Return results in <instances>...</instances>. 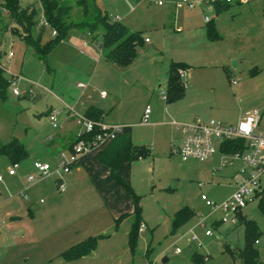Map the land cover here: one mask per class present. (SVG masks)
<instances>
[{"label":"rangeland","instance_id":"obj_1","mask_svg":"<svg viewBox=\"0 0 264 264\" xmlns=\"http://www.w3.org/2000/svg\"><path fill=\"white\" fill-rule=\"evenodd\" d=\"M86 1L87 26L72 29L45 58L34 45L50 40L52 30L45 25L39 37V27L34 26L26 41L7 13H0V61L9 76L19 78V91L32 84L35 93L23 99L7 89L6 97L0 99V147L17 138L27 152L17 163V184L7 191L0 188V264H162L163 258H168L169 264H240L238 256L232 257L225 249H243V227L228 222L214 228L213 223L229 220L232 214L214 211L201 197L215 205L227 201L242 180L244 165L235 161L220 167L217 151L206 161H183L173 151L179 147L181 133L171 123L215 121L234 126L247 111L256 109L262 116L258 131L264 132L261 5L254 2L249 7L221 10L207 24L204 13L208 7L190 10L175 7L169 0H161L162 7L158 0ZM19 4L35 9L34 22L44 20L38 0H19ZM101 15L107 17V23L120 22L150 41L137 47L128 68L118 69L104 58L99 62L102 54L96 44L105 31L104 24L97 22ZM179 26L183 31L177 33ZM210 26L214 32L209 31ZM83 42L87 46H82ZM9 52L13 58L6 65L4 58ZM172 61L190 68L181 77L184 97L167 107L159 95L166 93V72ZM78 83L89 86L79 89ZM101 92L106 94L104 99L99 97ZM86 96L104 111L105 124L132 125L120 134L126 133L133 144L150 149L149 156L123 164L117 173L139 197L143 228L133 246L129 243L132 215L114 229L122 213H132V197L109 179L107 168L91 161L87 169L83 165L70 169L62 176L64 189L58 188L54 172L61 145L51 149L48 143L80 130L75 122L65 124L64 118L66 113L72 117L68 109L77 113ZM146 107L151 110L150 124L133 125ZM49 108L58 112L56 120L62 128L51 127L46 115ZM35 162H48L50 174L39 176L32 167ZM10 163L0 152L3 181ZM29 176L36 178L27 183ZM109 180L117 187L108 188ZM24 190L28 191L27 200L22 198ZM185 206L195 215L171 233L175 213ZM241 213L264 232V213L258 200L249 202ZM104 235L108 237L99 238L87 258L73 262L60 258L62 252L88 237ZM255 247L264 262V234ZM175 248L181 252L174 254ZM195 253L203 260L194 261Z\"/></svg>","mask_w":264,"mask_h":264},{"label":"trees","instance_id":"obj_2","mask_svg":"<svg viewBox=\"0 0 264 264\" xmlns=\"http://www.w3.org/2000/svg\"><path fill=\"white\" fill-rule=\"evenodd\" d=\"M41 5L43 21L52 32H55L54 36H51L50 40L42 45H34L38 55L41 58H45L52 48L58 43L65 40L70 31L76 28H82L87 26V1L86 0H38ZM1 6L9 16L11 23L17 24L21 29L24 40L28 41L30 38V32L34 26L39 27V37L45 30V25L39 26V23L34 22L35 9L31 6L21 7L19 0H0ZM228 6H223L221 9L216 10L218 13L220 10L227 9ZM100 15V14H99ZM97 22H101L105 26V31L102 34V41L100 42V50L103 58L114 64L120 69L129 67L136 58L137 47L144 43L141 34L138 32L130 31L127 26L120 22L107 23L106 16L97 17ZM209 24V23H207ZM209 31L214 29L210 26ZM190 67L182 62H171L167 71L166 80V104L174 103L181 100L185 94V85L182 78L179 75L180 71L185 73ZM10 79L6 76V73L0 69V99L6 97V91L9 87ZM87 118L95 121L102 122L103 112L94 106H90L83 114ZM98 131H95L91 135H83L86 139L93 138ZM121 135V134H120ZM118 135L114 140L106 142L102 148L98 150L95 155L96 161L108 169V177L118 187L122 188L125 192L129 193L132 197L133 210L131 214H121L115 220L114 229L117 230L120 221L129 215H132L134 222L131 226V232L129 234V243L133 246L139 228L141 226V209L138 204V196L134 194L128 184H126L119 176L118 171L123 164H131L132 162L142 159L150 155V149L144 145H135L131 141L128 134ZM77 142L76 137L70 142L67 149H70ZM241 143L237 141L224 142L219 151L223 154H231L240 149ZM0 152L8 156L11 164H17L26 158L27 152L24 146L15 138L0 147ZM78 162L71 166V169L77 166ZM59 183V180L57 179ZM258 205L262 213H264V199L258 201ZM195 213L192 209L185 206L177 211L172 221L171 233L180 227L182 224L191 219ZM236 225L242 226L244 229V247L242 250L236 251L231 247L226 246V251L233 257L238 256L240 264H264L261 261L259 251L256 249V245L259 238L264 234L257 224L247 218L241 213V210L237 212ZM221 222L213 223V227L216 228ZM101 237H88L86 240L71 246L66 251L60 254V258L65 262H73L84 257L91 255L96 248L97 241ZM194 261L200 262L202 257L198 254L193 255Z\"/></svg>","mask_w":264,"mask_h":264},{"label":"built area","instance_id":"obj_3","mask_svg":"<svg viewBox=\"0 0 264 264\" xmlns=\"http://www.w3.org/2000/svg\"><path fill=\"white\" fill-rule=\"evenodd\" d=\"M251 1H258L262 8V13H264V0H174L171 1L175 7H186L187 9H194L196 7H212L216 6H229L233 4H247ZM162 1L158 0L157 5H162ZM6 11L0 4V13ZM204 20L209 23L211 16L205 15ZM45 25L42 21L39 26ZM55 32H52V36ZM147 42V40H146ZM13 56L12 52L7 55L8 59ZM0 69L3 70L10 79L8 89H11V93L14 96H29L34 97L35 93L32 89L26 91H19L17 88V81L19 78L9 76L5 67L0 62ZM186 73L180 71V77L184 76ZM235 84V82H232ZM83 86V85H79ZM47 92H49L47 90ZM101 96H105L104 92L100 93ZM162 100L166 99L164 93L159 95ZM74 118L75 123L79 126L80 130L76 134L77 142L70 148L61 151L58 154V166L54 174L59 180L58 188L60 190L64 189L62 176L68 173L71 166L79 161V158L91 151L98 149L106 142L114 140L118 135H120L122 129L121 125H108L103 122H95L83 114L74 113L72 109H68ZM150 109L145 108L141 122L146 124L148 121ZM56 112H52L49 115V120L52 128H59L56 120ZM173 127L176 131L181 133L182 139L178 148L173 149L174 152L179 154L183 161L189 159H195L199 161H206L211 158L216 151L221 156L220 167L225 165H232L235 161H239L244 165V168L240 170L241 175H243L240 183L236 184L234 192L232 195L222 203L221 205L212 204L204 196L201 200L205 202L206 206L211 207L214 211L219 210L223 213L230 212L232 217L228 220L223 218L221 223H231L236 225L237 223V212L244 208L249 202L253 200L264 199V132H259L258 129L262 127V116L260 112L256 109L249 110L245 113L244 117L234 126L224 125L221 122L209 121L201 122L195 121L191 123H176L173 122ZM95 131L98 133L91 139H86L83 135H91ZM228 141H237L241 143L240 149L231 154H223L219 151V147ZM217 146V149L215 148ZM17 164H12L7 170L9 176L15 175V170L17 169ZM33 169L38 173L39 176H48L50 173V167L46 163L35 162L33 164ZM36 177L29 176L27 178V183H31ZM0 183H2V176H0ZM22 198L27 200L28 196L26 191H23ZM1 224V221H0ZM143 226H140L142 228ZM206 232V235H209ZM192 241L196 238L192 237ZM258 243V242H256ZM181 251L175 248L174 254H179ZM157 264V263H154ZM168 264V262L164 263Z\"/></svg>","mask_w":264,"mask_h":264},{"label":"crops","instance_id":"obj_4","mask_svg":"<svg viewBox=\"0 0 264 264\" xmlns=\"http://www.w3.org/2000/svg\"><path fill=\"white\" fill-rule=\"evenodd\" d=\"M174 1V0H173ZM169 2H171L170 0H169ZM254 2H258V1H251V2H249V3H247V4H233V5H229L228 6V8H232V7H238V8H242V7H249L252 3H254ZM172 3V2H171ZM259 3V2H258ZM173 4V3H172ZM260 4V3H259ZM159 6V5H158ZM163 6V4L162 5H160V7H162ZM173 6H174V4H173ZM201 9H208L207 10V12H205L204 13V16L205 15H209V16H211V20H210V22L212 21V17H213V15L214 14H218V13H216L215 11L216 10H218V9H221L222 7L221 6H216L214 9L212 8V7H208V8H206V7H200ZM227 8V9H228ZM191 10V9H190ZM193 10V9H192ZM224 10H226V9H224ZM262 10V9H261ZM262 15H264V13H262ZM209 22V23H210ZM174 28V27H173ZM177 29V33L178 32H182L183 31V29H182V27L181 26H179V27H176ZM74 31V30H73ZM146 40H147V38H145V39H143V41H144V43L146 44V45H148V44H150V41H148L147 40V42H146ZM100 43H97L96 44V47L97 48H99L100 49ZM82 46H87V44H86V42H83V44H82ZM101 51V50H100ZM92 53V52H91ZM102 53L100 52V55H101ZM12 58H13V56L11 57V59H8L7 58V56H5V58H4V64H9L10 62H11V60H12ZM102 58H103V56L101 55L100 56V58H98L99 59V62H101L100 60H102ZM84 61H85V59H84ZM1 62V61H0ZM86 62V61H85ZM104 62H107V64H111L112 66H115L114 64H112V63H110V62H108V61H106L105 59H104ZM172 62H174V61H172ZM1 64L3 65V62H1ZM98 64H100V63H98ZM4 67H5V65H4ZM115 67H117V66H115ZM118 68V67H117ZM128 68V67H127ZM169 68V67H168ZM99 69V66L96 68V71ZM118 69H120V68H118ZM127 70V69H126ZM168 71V70H167ZM189 71V69L187 70V72ZM186 72V73H187ZM166 75H167V72H166ZM7 76V75H6ZM166 80H167V76H166ZM79 85H83V86H79ZM77 88H79V89H86L88 86H89V84H80V83H78L77 85ZM29 89H32V84H30L27 88H25L23 91H26V90H29ZM44 90V89H43ZM48 90V89H47ZM46 90V91H47ZM46 91H44L45 93H46ZM49 91V93H51V91L50 90H48ZM21 98H23V99H26L27 97L24 95V96H20ZM87 98H86V100H84V102L81 104V108L78 110V111H76L77 113H79V114H84L85 113V111H86V109L88 108V107H90V106H94V107H96V108H99V107H97L96 105H94L93 104V102H92V100H91V98L89 97V96H86ZM99 97L101 98V99H104L105 97H106V94H105V96H101V95H99ZM30 98V97H29ZM94 101V100H93ZM165 101V100H164ZM62 105V104H61ZM63 106H64V103H63V105H62V108H63ZM166 106L167 107H169L170 106V104H166ZM71 107H74L73 105L71 106ZM64 108H65V106H64ZM63 108V109H64ZM102 112H103V116H102V122L104 123V117H105V114H104V111L101 109V108H99ZM150 109V108H149ZM144 110L145 109H143V111H142V113H141V115H140V117H139V121H138V123H136V124H133V125H138V126H147V125H149L150 124V116H151V110H150V113H149V117H148V121H147V123L146 124H143L142 122H141V120H142V117H143V113H144ZM52 112H55V110H53L52 111V109L51 108H49L48 110H47V112H46V115H50ZM56 113H57V115H56V117L58 116V112L56 111ZM66 113V112H65ZM50 121V120H49ZM64 122H65V124H70V123H72V122H75L74 121V118L73 117H70V116H68V114L66 113V115H65V118H64ZM192 122H195V121H192ZM173 123V122H172ZM171 123V125L173 126V124ZM179 123V122H178ZM185 123V122H184ZM188 123V122H187ZM189 123H191V122H189ZM76 124V123H75ZM117 125V124H116ZM58 126H59V128H57V129H60V127L62 128V124L61 123H59L58 124ZM76 126H78L77 124H76ZM122 126V125H121ZM132 126V125H131ZM131 126H125V125H123V127H126V128H130ZM52 127V126H51ZM78 129H79V127H78ZM129 130V129H128ZM176 131V130H175ZM79 132V131H78ZM78 132H75L74 134L72 133V132H69V135L68 136H66L65 137V135H64V137L63 138H57L56 139V141L55 142H53V141H50L49 143H48V145H49V148H51V149H56L55 147H57V146H59V145H61L60 146V148H61V151H63V150H66L67 148H68V146H69V144H70V142H72L73 140H74V138L76 137V134L78 133ZM127 132V131H126ZM178 132V131H177ZM73 134V135H72ZM126 134V133H125ZM17 141H19L17 138H15ZM181 139H182V136H180V142H181ZM22 145H23V142H21V141H19ZM61 143V144H60ZM64 143H66V144H64ZM64 144V145H63ZM180 145V144H179ZM24 146V145H23ZM104 146V144L101 146V147H99L97 150H95L94 152H90V153H87V154H85V155H83V156H81L80 158H79V161H78V164H77V166L75 167V168H79L81 165H83L86 169H87V167H89V165L91 164V161H92V163H97V161H96V158H95V155H96V153L98 152V150L100 149V148H102ZM174 147V146H173ZM60 148H58V149H60ZM176 148H178V147H175V148H173V149H176ZM45 163H48V162H45ZM11 164V163H10ZM10 164H8L7 165V168H6V170H8L9 168H10ZM23 164V163H22ZM27 166H29L28 165V163H25ZM94 166H96V164H94ZM33 167V166H32ZM18 168V167H17ZM99 168V167H98ZM74 169V168H73ZM95 169H97V167H95ZM5 170V172H4V181H3V178H2V183H4V184H1L0 185V188H3L4 189V191H7V190H9V189H11V187L13 186V185H16L17 184V182H18V178H17V172L15 173V175H13V176H9L8 174H7V171ZM22 171H23V165H22ZM104 174V176L106 177L107 176V172L106 171H104L103 172ZM114 185H113V183L109 180V183H108V188H112ZM115 187V186H114ZM117 187V186H116ZM115 187V188H116ZM116 191V190H115ZM28 191H26V193H27ZM121 211V210H120ZM122 214H128V213H122ZM142 226V225H141ZM143 228V227H142ZM142 228H139V231H141L142 230ZM88 257V256H87ZM87 257H84V258H87ZM84 258H82V259H84ZM163 259H165L166 260V262H168V264H169V259L168 258H163ZM79 260H81V259H79ZM262 260H264V258H262ZM77 261V260H76Z\"/></svg>","mask_w":264,"mask_h":264},{"label":"water","instance_id":"obj_5","mask_svg":"<svg viewBox=\"0 0 264 264\" xmlns=\"http://www.w3.org/2000/svg\"><path fill=\"white\" fill-rule=\"evenodd\" d=\"M161 262H162V264H164V263H166V260H165V259H163Z\"/></svg>","mask_w":264,"mask_h":264}]
</instances>
